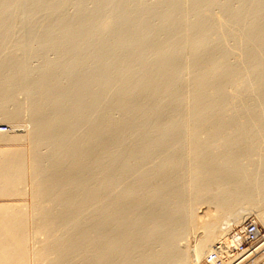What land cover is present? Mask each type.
Wrapping results in <instances>:
<instances>
[{
	"label": "bare ground",
	"instance_id": "bare-ground-1",
	"mask_svg": "<svg viewBox=\"0 0 264 264\" xmlns=\"http://www.w3.org/2000/svg\"><path fill=\"white\" fill-rule=\"evenodd\" d=\"M64 1L42 5L54 13ZM118 1L91 0L95 11L81 6L71 21L59 20V26H72L65 46L75 38L73 49L86 48L88 38L96 36L89 29L111 34L112 42L94 43L97 58L91 61L97 63L86 67L92 71H84L86 77L80 72V79L78 65L67 61V74L80 79L76 84L71 79L73 86L68 81L69 88L61 79L51 84L55 69L43 70L31 88L39 98L29 109L35 126L31 148L0 150V197H21L26 185L21 187L30 182V213L37 215L30 221L21 207L0 204V264H28L30 254L40 264H170L171 258L176 264H203L213 253L217 258L206 264H231L245 256L229 251V232L248 219L246 210L236 209L255 208L264 224V0H188L191 10L187 0H156L165 7L157 17V6L144 9L146 3L135 0L134 7L143 8L135 12L127 0V7ZM16 3L0 0V33ZM153 15L158 26H150ZM127 50L133 54H123ZM232 56H238L235 64ZM12 60L0 65V120L10 123L21 119L23 108L9 105L12 91L26 79ZM90 74L96 83L94 77L88 81ZM90 90L99 95L89 97ZM111 109L121 118L114 119ZM2 130L3 143L27 136L2 135ZM173 133L186 136L176 140ZM113 165L128 185L111 176ZM207 202L217 210L205 220L197 213ZM231 211L233 218L223 215ZM30 230L45 236L43 241L34 237L33 251ZM195 233L194 245L180 249L179 243ZM263 247L264 240L252 253L261 254ZM258 259L252 264H264Z\"/></svg>",
	"mask_w": 264,
	"mask_h": 264
},
{
	"label": "rangeland",
	"instance_id": "rangeland-1",
	"mask_svg": "<svg viewBox=\"0 0 264 264\" xmlns=\"http://www.w3.org/2000/svg\"><path fill=\"white\" fill-rule=\"evenodd\" d=\"M19 0H17V3L15 4V6H14V10H13V8H12V11H10V13H9V15H10V18H11V20H10V18L7 20V23L5 22V25H2L3 26V28H1V29H3L4 30V26H6V29L8 30H2L1 32L2 33H0V35L2 34V36H0V65L2 66V67H4L8 62L7 61H11V59H13L12 60V62H16V64H17V66H22V69H24L23 70V73H24V75L25 76H23L24 77V79L26 78L27 79V81H26V79H25V81H24V79H23V83L20 85L19 84V88L18 89H14L13 91H12V98L13 99H11V100H14L13 102H10V104L9 105H11L12 107L14 106L13 104H16V105H19L20 107H23V108H21L22 109V115H21V121L20 120H18L17 122L16 121H14V122H12V123H10V122H7V121H1L0 120V126H1V128H3V131H4V133H1L2 135H8V134H10V133H14L15 132V134H27V136H28V139L26 138L27 136L25 135H23L24 137L21 139V141H23V142H6V143H3V142H0V150H3V149H29V148H31V146H30V144H28V140L30 139V136H29V133H33V130L35 129V126H34V123H33V119H32V115H31V110H29V109H31V107L38 101V99L39 98H37L36 96H34V95H32L31 94V91L33 90V89H31V88H33L34 87V81L36 82V80H39V75L41 76V73L43 72V70H48V71H52L53 69H55V70H53L55 73L54 74H52V76L54 75L55 76V78H58L57 80L54 78V76L52 77V79L54 80L53 82H51V84L53 83V85H54V83H57V82H55V81H60V79H61V81L60 82H62L61 84H60V82H59V84L61 85V86H65L66 87V85H67V87L66 88H69L68 87V85H70V83L68 82V81H72L71 79H73V77H79L80 76V79L82 78L81 77V74L84 72V71H86V67H87V69L88 68H90L91 67V69H93L92 68V66H96V63L97 62H95V61H91V60H93V59H96L97 58V52L95 53V56L93 55L94 53L93 52H95L96 50H94L93 51V49L94 48H96V45L94 44V43H98V41L99 40H102V43L103 42H105L106 43V41H108L109 40V37H110V35L109 34H107V35H109V36H105V33L103 34V33H96L95 32V30L94 29H89L91 32H89V33H94V35H96V36H94V35H90V36H94V37H90V38H88V43H89V45H90V47H89V45L87 46V40L86 41H84V43H83V45L85 44V42L87 43L85 46H86V48H83V45H82V50L80 49L79 51L77 50V49H73L75 46V42H77V39H75V41H74V39H72L73 40V42H71L70 41V43H68V45L66 44V46L64 45V44H62L63 43V39L65 40V36L67 35L66 34V31H68V29H70L72 26L70 25V26H68V28H64V27H62L61 26V24H60V26H59V20H66V18H68V20H72L79 12H80V7L82 6V8L84 7H86V8H88L87 10L89 11V12H93L92 11V9L95 11V7H94V4H92L91 3V0H83V2L82 3H84V4H82V3H79L80 1L79 0H66L67 1V3H66V1H64L65 3H64V7H60L61 8V10L59 9V11L58 10H53L54 11V13L53 12H51L52 10H50V9H48L47 10V7L45 6V5H47L48 3H50V2H54V0H42L43 1V3H41V5H39L38 6V0H20L19 2H18ZM34 1V2H33ZM36 1V2H35ZM71 1H73V2H71ZM122 2H123V0H121ZM121 1L119 0L118 2V4H120L121 3ZM128 1V4H127V2L126 1H124L123 3H124V5H126V7H127V5L128 6H130V5H132V7H134V6H137L138 7V4L137 5H135L133 2H135L136 3V1L134 0H127ZM193 2L195 1V0H192ZM191 1V2H192ZM28 2V3H27ZM70 2V3H69ZM77 2L79 3V4H77ZM90 2V3H89ZM133 4H132V3ZM142 2L145 4H148L147 6H146V4L144 5V4H142L141 3V0L139 1V2H137V3H141L142 4V6H143V8L144 9H149V7L148 6H151V7H156L157 5H155V3H156V0H142ZM153 2H155V3H153ZM188 2V0L185 2V4L184 5H187V6H189L188 8H189V10H191L192 9V7L190 8V6L191 5H193V4H191V3H187ZM189 2H190V0H189ZM34 3H36L37 5L36 6H38V8L37 7H33L35 4ZM39 3V4H40ZM45 3V5L43 6L42 4H44ZM47 3V4H46ZM74 3H75V5H74ZM126 3V4H125ZM187 3V4H186ZM236 4H237V6H239L238 5V3L237 2H235ZM234 3V4H235ZM34 4V5H33ZM77 4V5H76ZM117 4V5H118ZM189 4H191V5H189ZM236 4L233 6V7H237L236 6ZM17 5V6H16ZM41 6V7H40ZM72 8H71V7ZM187 6H185V8L187 7ZM40 7V8H39ZM43 7V8H42ZM44 7H46V11H44L45 10V8ZM137 7H134V8H131V9H133V11H137V10H142L143 8L141 7V5H139V8H137ZM145 7H147V8H145ZM150 7V8H151ZM91 8V9H90ZM99 8H101V7H99ZM102 8H104V7H102ZM129 8V7H128ZM129 8V9H130ZM135 8H137V9H135ZM157 8V9H156ZM155 8V12H157V13H155V15H156V17L160 14V13H162L163 11H164V9H165V7H164V9H163V7H161L162 9H163V11H162V9H160V7L159 6H157ZM184 8V6H183V10L185 9ZM188 8H186L185 10H187V12L184 10L183 12L185 13H188L189 11H188ZM152 9H154V8H152ZM159 9H160V11H162V12H160L159 11ZM218 8H215V10L213 11V12H215V13H217L218 11H219V9L217 10ZM139 10V11H140ZM50 11V12H49ZM57 11V12H56ZM77 11H78V13H77ZM105 12L106 11H108L109 12V10L107 9H105L104 10ZM111 12H106V13H108V15L110 14V15H112L113 13H112V10H110ZM139 11H137V12H139ZM40 12V13H39ZM61 12V13H60ZM134 12V13H135ZM25 13V14H24ZM31 13V14H30ZM48 13H49V15H48ZM112 13V14H111ZM159 13V14H158ZM219 13H220V11H219ZM64 14V15H63ZM115 14V13H114ZM137 14V13H136ZM189 15H191V13L189 12L188 13ZM51 15V16H50ZM155 15H153L152 17H151V24L152 25H150V26H152L153 27V24H154V26H158V24L159 23H157V25H156V22H157V18L155 17ZM186 15V14H185ZM60 16V17H59ZM113 16V15H112ZM186 16H188V15H186ZM156 19H155V18ZM61 18V19H60ZM70 18H72V19H70ZM148 19H150V17L148 18ZM192 19V18H191ZM191 19H189V20H191ZM11 22H10V21ZM113 20V19H112ZM112 20H110L111 22H109V23H113L112 24V27H114V22H112ZM9 21V22H8ZM43 21V22H42ZM48 21V22H47ZM153 21V22H152ZM62 22V21H61ZM150 22H148V23H150ZM159 22V21H158ZM9 23H11V24H9ZM9 24V25H8ZM20 24V25H19ZM56 24V25H55ZM120 24H118V26H119ZM111 26V25H110ZM117 26V27H118ZM8 27V28H7ZM34 27V28H33ZM42 27V28H41ZM56 27H59V28H56ZM67 27V26H66ZM115 27H116V23H115ZM116 27V28H117ZM120 27V26H119ZM118 27V28H119ZM121 28V27H120ZM57 29V30H56ZM42 31V32H41ZM47 31V32H46ZM55 31V32H54ZM94 31V32H93ZM35 32V33H34ZM46 33V34H45ZM96 33V34H95ZM98 34V35H97ZM100 34H101V36H100ZM103 34V35H102ZM162 34H164V33H162ZM161 35V34H160ZM49 36V37H48ZM98 36V37H97ZM100 36V37H99ZM103 36V37H102ZM162 36H164V35H162ZM162 36H160L161 38H163ZM45 37V38H44ZM55 37V38H54ZM105 37H108V39L107 38H105ZM165 37V36H164ZM92 38V39H91ZM113 38V37H112ZM112 38H111V40H112ZM159 38V37H158ZM48 39V40H47ZM97 39V41H95ZM46 40V41H45ZM58 40V41H57ZM113 40H114V38H113ZM50 41V42H49ZM58 42V43H57ZM109 42V41H108ZM107 42V43H108ZM110 42H112V41H110ZM109 42V43H110ZM96 43V44H97ZM101 43V41H99V43L98 44H100ZM12 44H14V45H12ZM57 44H59V45H57ZM60 44H62V45H60ZM74 44V45H73ZM97 44V45H98ZM34 45V46H33ZM71 45V46H70ZM76 45H77V43H76ZM91 45H92V47H91ZM93 45L95 46L94 48H93ZM15 48H14V47ZM24 46V47H23ZM57 46V47H56ZM84 46V47H85ZM9 47V48H8ZM70 47V48H69ZM73 47V48H72ZM90 48V49H89ZM91 49H92V51H91ZM25 50V51H24ZM74 50H76V51H78V52H76V53H74L73 51ZM84 50V51H83ZM89 50H90V54H89ZM12 51V52H11ZM81 51H83V53L81 52ZM87 51V52H86ZM131 51V50H130ZM130 51L129 50H127V51H123V54H124V52H125V55H128L129 56V54L128 53H130ZM6 52H8V53H6ZM58 52V53H57ZM79 52H81L80 54H78ZM21 53V54H20ZM93 53V54H92ZM5 54V55H4ZM9 54V55H8ZM63 54V55H62ZM75 56H74V55ZM120 54H122V53H120ZM122 54V56L123 57H128V56H125V55H123ZM130 54H133V52L131 51V53ZM4 55V56H3ZM76 55L78 56V57H76ZM91 57H90V56ZM57 56V57H56ZM71 56V57H70ZM88 56V57H87ZM13 57V58H12ZM23 57V58H22ZM74 57H76V58H79L80 59V64L81 63H83V64H81L82 65V67H80L81 65H79V62H78V60L79 59H76V58H74ZM96 57V58H95ZM106 57V56H105ZM105 57H103L104 59H106ZM89 58V59H88ZM93 58V59H92ZM102 58V59H103ZM233 58H237V60H235V61H233ZM3 59V60H2ZM10 59V60H9ZM66 59V60H65ZM71 59H73V60H71ZM74 59H76V61L78 62V64H77V62L76 61H74ZM103 59V60H104ZM71 60V61H70ZM69 62V64L72 66H75V65H78L77 67H76V69H77V71H78V68L80 69L79 71H78V74H80V72H81V74L79 75V76H77L78 74L76 73H73V75H71V76H69L68 74H69V72H70V65L69 64H67L68 62ZM74 61V62H73ZM91 61V62H90ZM104 61H106V60H104ZM238 62V56H235V57H231V62H232V64H235V62ZM22 64H21V63ZM43 62V63H42ZM71 62L72 63H76V64H71ZM4 63H6V64H4ZM20 63V64H19ZM62 63V64H61ZM66 63V64H65ZM90 63V64H89ZM94 63V64H93ZM104 63V62H103ZM2 64H4V65H2ZM62 65V66H61ZM67 65H69V67L67 66ZM85 65V66H84ZM90 65V66H89ZM1 66H0V68H1ZM51 68H50V67ZM65 66H66V68H65ZM113 66V65H112ZM111 66V67H112ZM115 66H117V65H115ZM115 66L114 67H112V68H114L115 69ZM54 67V68H53ZM57 67V68H56ZM68 67V68H67ZM44 68V69H43ZM50 68V69H49ZM112 68H110V69H112ZM56 69H57V71H56ZM91 69H89L90 71H91ZM94 69H95V67H94ZM64 70H65V72H64ZM69 70V71H68ZM113 70V69H112ZM112 70H110L111 72H112ZM51 71H50V73H51ZM53 71H52V73H53ZM67 71H68V74H67ZM90 71H86V72H84L83 73V75L85 76V73L86 74H88ZM7 72V73H6ZM36 72V73H35ZM76 72V71H75ZM92 72V71H91ZM114 72V71H113ZM5 73L7 74V75H12L13 73H11V70L10 71H8V70H5ZM26 73V74H25ZM66 73V74H65ZM38 74V75H37ZM55 74H57V75H55ZM60 74V75H59ZM63 74V75H62ZM62 76V77H59V76ZM67 75H68V78H67ZM91 75L92 74H90L89 76H88V81L90 82L91 80H92V82H94L95 80L97 81V78L96 77H94V76H92L91 77ZM64 76H66L65 78H64ZM87 76V75H86ZM85 76V77H86ZM37 77V78H36ZM84 77V78H85ZM93 77H94V81H93ZM67 78V79H66ZM70 78V79H69ZM51 79V80H52ZM63 79V80H62ZM69 79V80H68ZM79 79V78H78ZM79 79V80H80ZM90 79V80H89ZM74 81V84H76L75 83V80H76V82H78L77 81V79L76 78H74L73 79ZM96 81H95V83H96ZM68 82V83H67ZM73 82H71V86H73L74 84H72ZM92 82H91V84H92ZM95 83H93V84H95ZM90 84V83H89ZM32 85V86H31ZM53 85H50L51 87H53ZM63 86V87H64ZM64 87V88H65ZM27 88V89H26ZM96 90V89H95ZM91 91V90H90ZM86 92L88 95H89V97H90V94H91V97H93V95H99L96 91H99V93H100V89H97L96 91H94V92H96V93H94V92ZM15 92V93H14ZM114 92V90L111 92V93H109V94H112ZM32 93H33V91H32ZM85 93V94H86ZM90 93V94H89ZM92 93H93V95H92ZM110 96V95H109ZM108 96V97H109ZM112 96V95H111ZM35 99H33V98ZM37 98V100H36V98ZM107 101L109 100V102H107L106 101V104L107 103H110L111 104V102H110V100L112 101V98L110 99V97L109 98H107L106 99ZM36 101V102H35ZM22 103V104H21ZM34 103V104H33ZM104 103H105V101H104ZM103 102L101 103L102 105L104 104ZM33 104V105H32ZM100 104V106L101 107H103L102 105ZM110 104H108L107 106H109ZM10 106V107H11ZM11 107V109H13ZM30 107V108H29ZM100 107V108H101ZM105 107V106H104ZM103 107V108H104ZM89 108V107H88ZM87 108V109H88ZM91 108V107H90ZM27 109V110H26ZM88 110H90V109H88ZM87 110V111H88ZM115 109H111V111L112 112H110L111 114H114L113 113V111H114ZM91 111V110H90ZM116 111H118V110H115L114 112H115V116H113V115H111L112 117H114V119H117L118 120V118L120 117L121 118V113L119 112H116ZM90 113V114H89ZM91 113H92V111L91 112H88V114H89V116L91 117L92 115H91ZM88 114H86L87 116H88ZM117 114V115H116ZM119 114V115H118ZM169 115V114H168ZM88 116V117H89ZM165 116H167V114L165 115ZM170 116V115H169ZM169 116H167L168 118H170ZM86 117V116H85ZM88 117H86L85 119L86 120H89V119H91L90 117L88 118ZM166 117V122L167 123H169L168 121H169V119ZM88 118V119H87ZM163 120L165 121V118H163ZM162 120V124H166V123H163L164 121ZM90 121V120H89ZM243 121H246V120H243ZM84 123V122H83ZM87 123V124H86ZM85 123V127H81L80 128V131H82V132H84V130L86 131L88 128H87V125H88V121ZM33 124V125H32ZM84 125V124H83ZM33 126H34V129H32L33 128ZM85 128V129H84ZM82 129H84V130H82ZM185 131H187L186 129H184ZM17 131V132H16ZM179 131V130H178ZM181 131H183V130H180L179 132L180 133H184V132H181ZM26 132V133H25ZM178 132V133H179ZM31 133V134H32ZM79 133H81V132H79ZM176 133H177V131H176ZM179 133V135L182 137V134H180ZM185 134H187V132H185ZM175 135V133H173V138H175L176 137V135ZM179 135H177L178 137H179ZM185 136L186 135H183V138H181V139H179L178 137H176L175 139L177 140V138L179 139V140H182V139H184L185 138ZM203 137V136H202ZM204 138V137H203ZM27 139V140H26ZM25 140H26V142H25ZM29 141H31V140H29ZM30 143V142H29ZM29 147V148H28ZM43 150V152L40 150V153L42 152V155H44L45 153V151L46 150H48L49 151V149L48 148H42ZM48 151H46V154L44 155V156H47V152ZM48 154H49V152H48ZM117 165V164H116ZM118 166V165H117ZM117 166H115V165H113L112 167L113 168H111L112 170H114V168H116ZM30 168L31 167H27V170L28 171H30ZM116 169H119V171H120V168H116ZM115 169V170H116ZM111 170V171H112ZM114 170V172H111L113 175H111V176H120V172H119V175H117L118 173H116V172H118L117 170L115 171ZM109 175H110V173H109ZM116 177H115V180L117 181V180H119L120 182H122L121 183V185L123 186L124 185V182L126 183V181H124V180H122L121 179V176H120V178L119 177H117V179H116ZM119 178V179H118ZM122 180V181H121ZM29 181V180H28ZM119 182V183H120ZM117 183H118V181H117ZM118 183V184H119ZM118 184H117V186H118ZM127 184V183H126ZM24 185H26L25 187L27 188V190H26V188H24ZM128 185V184H127ZM121 186V187H122ZM126 186V185H125ZM124 186V187H125ZM31 183L30 182H27V184H23V187H21L22 189L24 188L25 190H23V193H22V196L20 197H16V196H13V197H7V198H3L4 199V201H3V203L4 204H9V205H11L12 207H14V206H19V207H21V209L22 210H24V211H26V213H29L28 214V218H29V220L31 221L32 220V216H34L35 215V217H37V215L36 214H33L32 215V213H30L31 212V210H30V205H32V203H33V201H32V197H31ZM123 188V187H122ZM115 189V188H114ZM116 190H117V188H116ZM24 192H25V195L23 196V194H24ZM26 192H27V195H26ZM103 196V197H102ZM106 197V194H102L101 195V197L103 198H101L102 200H104V198ZM107 198V197H106ZM106 200V199H105ZM212 205V206H211ZM261 206V209L263 210L264 209V204H262V205H260ZM215 206L213 205V204H209L208 202H207V204L205 205V203H204V205H202V207L200 206V208L198 209V213H197V215L200 217V218H202V219H205V220H208L209 218L211 219V217H213L214 215H215V210H217L216 208H214ZM241 208H242V206H240ZM237 208L236 210H239V211H236V212H240L241 213V210L244 212V210H246L245 212H244V214H248V218H251V217H254V219L255 220H257L259 223H260V226H261V228H262V230H263V232H264V224H262L260 221H259V219H258V217L256 216V213H255V211H256V209L255 208H253V207H251V206H244V208H246V209H241V208ZM215 209V210H214ZM200 210V211H199ZM235 211V210H234ZM252 211V212H251ZM264 211V210H263ZM250 213V214H249ZM226 218H233L232 217V215H233V213H232V211L231 212H229V213H225V214H223ZM227 215H228V217H227ZM210 216V217H209ZM208 217V218H207ZM34 218V217H33ZM247 220V219H246ZM237 226V225H236ZM223 227V226H222ZM29 236H30V238H31V236H33L32 237V239H30V243H29V249L30 250H32L33 251V249L36 247V244L38 245V241H43V239H45V236H42V235H37V236H39V237H35L36 235H34V231H29ZM195 236V237H194ZM196 236H197V238L199 237V234L197 235V233H195L193 236H192V234L188 237L189 239H187V242H185V240H184V242L183 241H181V243H179V245H181V246H179L180 247V249H181V247H182V249H185V250H183V251H187V249H189L190 247H192L193 245H194V242L195 241H197V238H196ZM34 237L38 240H36V239H34ZM40 239V240H39ZM42 239V240H41ZM35 240L37 241V243L36 244H33V243H35ZM264 240V239H263ZM34 241V242H33ZM45 241V240H44ZM192 242V243H191ZM190 245H189V244ZM35 246H33V245ZM191 244H193V245H191ZM187 246H189V247H187ZM258 246V245H257ZM257 246H255V248H257ZM187 247V248H186ZM263 250H264V247H263ZM257 257H259L260 259H258V260H260V261H264V251L263 252H261V254H259ZM31 258V259H30ZM52 258H54V256L52 257ZM29 262H28V264H40V262L38 263V261H36L35 262V260L36 259H33V255L32 254H30V256H29ZM263 259V260H262ZM174 261L175 259L174 258H171L170 259V261ZM170 261H169V263H170ZM173 261H172V263H173ZM177 260H175L174 261V263L176 262ZM35 262V263H34ZM178 262V261H177ZM176 262V263H177ZM172 263H170V264H172ZM175 263V264H176ZM179 264V263H178Z\"/></svg>",
	"mask_w": 264,
	"mask_h": 264
},
{
	"label": "built area",
	"instance_id": "built-area-1",
	"mask_svg": "<svg viewBox=\"0 0 264 264\" xmlns=\"http://www.w3.org/2000/svg\"><path fill=\"white\" fill-rule=\"evenodd\" d=\"M0 129L2 130L3 128ZM229 238H231L233 243V245L229 247L230 255L245 254L241 260L231 264H252L255 262L258 255H254L252 250L264 239V232L260 223H258L254 217H251L245 220L241 225L232 228L229 232ZM220 247L221 246H217L218 249H220ZM213 258H217V255L214 253L209 256V259L205 260L203 264H206V262L209 263Z\"/></svg>",
	"mask_w": 264,
	"mask_h": 264
},
{
	"label": "crops",
	"instance_id": "crops-1",
	"mask_svg": "<svg viewBox=\"0 0 264 264\" xmlns=\"http://www.w3.org/2000/svg\"><path fill=\"white\" fill-rule=\"evenodd\" d=\"M0 189H2V185L0 184ZM3 201H4V199L2 198V196L0 197V204H2L3 203ZM3 205V204H2ZM2 205H0V206H2ZM6 205H8V204H6Z\"/></svg>",
	"mask_w": 264,
	"mask_h": 264
}]
</instances>
